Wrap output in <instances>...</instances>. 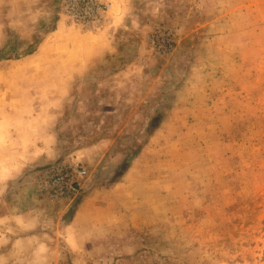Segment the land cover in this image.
I'll use <instances>...</instances> for the list:
<instances>
[{
  "label": "rangeland",
  "instance_id": "1",
  "mask_svg": "<svg viewBox=\"0 0 264 264\" xmlns=\"http://www.w3.org/2000/svg\"><path fill=\"white\" fill-rule=\"evenodd\" d=\"M126 3L115 25L114 0H0V240L49 232L34 264H264V0Z\"/></svg>",
  "mask_w": 264,
  "mask_h": 264
},
{
  "label": "crops",
  "instance_id": "2",
  "mask_svg": "<svg viewBox=\"0 0 264 264\" xmlns=\"http://www.w3.org/2000/svg\"><path fill=\"white\" fill-rule=\"evenodd\" d=\"M114 1H115V5L117 6H115L114 8L115 12L113 14V22L116 25V23L119 24V22L125 19L126 14L129 13V7L126 3V0H114ZM101 35H103L104 37L103 36L98 37L97 40H106L104 45H106L107 49L109 50L110 44H106V43H108L107 40H114V34H112L111 36L109 35L106 36V32H105V33H102ZM78 40H95V39L87 36V37H82ZM99 51L104 52L106 51V48H100ZM82 61L87 62L86 54L82 56ZM79 67L81 66L79 65ZM79 70L82 71L83 69L79 68ZM32 151H33L32 147L30 149H25L21 153V155H28L29 157H31V154L29 155V153ZM27 202L28 204L32 206L34 205V206L29 209V212L25 214L23 213H20V214H22V217L24 218L28 217L27 219H31L32 222L34 221V228L39 230L40 226H42V224L45 223L43 222L44 219L42 218L43 216H45L44 215L45 213L42 212L43 210H45V203H43L42 200H40L36 195H34L33 197H30L27 200ZM59 215H62V214H59ZM12 227H14V229L18 231L19 234L17 235V237L7 236L6 234L1 235L4 240L5 238L8 239V245H7L8 248L4 249V251L6 250L7 253L11 252L15 254H21L22 257H24V255H27V254H32L33 257H30L32 259V264H34L35 254H43L44 257H47V254L51 251V249L49 248L50 245L47 242V238L48 237L51 238V234L49 232L44 230V231H40L39 233H34L32 230V233H25L23 232V229L21 228H17L15 226H12ZM3 239H1L0 242ZM0 251H1V248H0Z\"/></svg>",
  "mask_w": 264,
  "mask_h": 264
},
{
  "label": "built area",
  "instance_id": "3",
  "mask_svg": "<svg viewBox=\"0 0 264 264\" xmlns=\"http://www.w3.org/2000/svg\"><path fill=\"white\" fill-rule=\"evenodd\" d=\"M81 2L88 5L91 3V0H81ZM82 9L88 10V8L85 7H82ZM83 174L84 171L78 166L70 169L56 167L54 170L48 172L41 182L44 187L50 188L52 198H64L74 195L75 185L78 184L77 178L81 177Z\"/></svg>",
  "mask_w": 264,
  "mask_h": 264
},
{
  "label": "trees",
  "instance_id": "4",
  "mask_svg": "<svg viewBox=\"0 0 264 264\" xmlns=\"http://www.w3.org/2000/svg\"><path fill=\"white\" fill-rule=\"evenodd\" d=\"M8 55L0 54V61L7 60Z\"/></svg>",
  "mask_w": 264,
  "mask_h": 264
}]
</instances>
